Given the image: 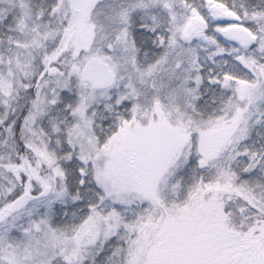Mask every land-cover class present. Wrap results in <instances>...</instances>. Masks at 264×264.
Here are the masks:
<instances>
[{"label":"snow or ice","instance_id":"obj_1","mask_svg":"<svg viewBox=\"0 0 264 264\" xmlns=\"http://www.w3.org/2000/svg\"><path fill=\"white\" fill-rule=\"evenodd\" d=\"M0 264H264V0H0Z\"/></svg>","mask_w":264,"mask_h":264}]
</instances>
